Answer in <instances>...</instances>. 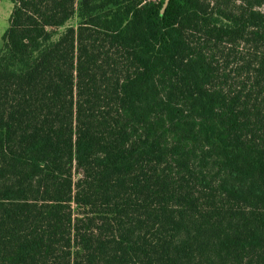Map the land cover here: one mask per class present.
Segmentation results:
<instances>
[{"label":"trees","instance_id":"1","mask_svg":"<svg viewBox=\"0 0 264 264\" xmlns=\"http://www.w3.org/2000/svg\"><path fill=\"white\" fill-rule=\"evenodd\" d=\"M164 3L13 0L0 264H264V0Z\"/></svg>","mask_w":264,"mask_h":264},{"label":"rangeland","instance_id":"2","mask_svg":"<svg viewBox=\"0 0 264 264\" xmlns=\"http://www.w3.org/2000/svg\"><path fill=\"white\" fill-rule=\"evenodd\" d=\"M76 1L77 4H79L80 0H76ZM12 8H13V0H0V48L3 47L2 35L9 26V17Z\"/></svg>","mask_w":264,"mask_h":264},{"label":"water","instance_id":"3","mask_svg":"<svg viewBox=\"0 0 264 264\" xmlns=\"http://www.w3.org/2000/svg\"><path fill=\"white\" fill-rule=\"evenodd\" d=\"M168 1H169V0H165L164 8H165V6L167 5Z\"/></svg>","mask_w":264,"mask_h":264}]
</instances>
